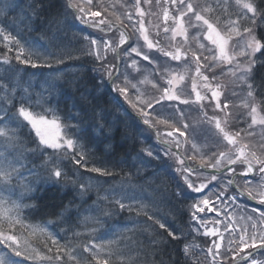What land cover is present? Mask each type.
<instances>
[{
  "label": "snow or ice",
  "instance_id": "obj_1",
  "mask_svg": "<svg viewBox=\"0 0 264 264\" xmlns=\"http://www.w3.org/2000/svg\"><path fill=\"white\" fill-rule=\"evenodd\" d=\"M144 2L148 3V0ZM170 5L175 6L171 14L168 8L163 10L164 33L171 32L173 40L183 36L187 41L191 29L196 34L193 36L198 45L195 50L184 47L182 51L183 46L179 44L167 50L159 40L150 39L149 30L145 28L141 0H135L133 5L138 17L136 21L133 22L131 14L127 16L133 25L132 33L121 32L118 40L114 34L111 41L105 39L104 29L113 25L111 21L98 19L101 12L92 10L97 7L94 0H62L60 7L63 11L56 15L48 14V9L56 7L52 0H47V5L45 0H32L28 10L38 17L37 28L43 29L40 35L46 43L42 47L22 43L6 28H0L4 48L9 52L14 50V56H3L7 67L4 75L0 76V89H9L7 103L10 106L0 107V125H3L0 126V138L14 147L21 145L15 148V155L11 152L8 155L0 153V188L13 191V181H24L26 172L32 180L22 184L25 191L30 192L31 184L37 180L68 189L74 195L64 210L74 207L73 216L77 220L83 214H93L85 216V221L94 219L96 223L103 224L113 217L132 213L135 208L142 207L141 202L148 195L145 185L151 188L154 182L152 176L156 175L154 170L150 172L148 169L155 163L177 173L180 179H177L175 189L167 193L171 206L166 213H161L158 207L164 202V194H161L159 186L152 188L149 200L156 210L148 209L144 215L146 221L157 228V235L162 239L157 241L153 238L151 255H162L170 245L176 246L177 255L173 258L169 253L167 262L152 259L146 264H193L189 255L190 246L180 247L192 234L191 231L177 235L178 232L183 233V226L178 220L184 217H187L184 224L189 225L190 229L200 232L203 227V237L209 238L205 257H211L210 264H264V140L256 145L243 142L254 139L255 127L264 129V114H261L264 113V79L256 81L254 75L258 65L264 66V0H234V3H228V9H235L234 13L229 12V16L234 14L236 19H229L226 24H221L215 15L216 9L207 0L205 4L193 3L192 0H170ZM28 19L31 20L30 14ZM77 23L85 26L81 31L86 35L74 33L73 39L86 41L89 46L87 50L72 49L57 39V33L66 24ZM133 36L138 46H133ZM141 38L143 43L140 42ZM118 46H124L120 48L123 55L117 53L115 61L110 62L101 55V49L111 48L115 51ZM74 51L95 56L98 64L91 69L96 74L92 79L99 78L95 89L103 90L100 91L101 97L106 93L113 94V99L123 108V116L117 112L115 120H108L102 112L97 113L98 105L93 108L91 119L77 104H72L70 108L66 105L63 112L59 107H51L53 101L45 96V92L52 95L57 88L56 81L65 73L46 79L44 84L47 87L39 92L23 78L14 82L21 65L25 66V70L28 67H51L52 61L66 66L68 62L80 60V56H73ZM132 54L142 57V60L134 58ZM180 61L195 67V75L191 77V93L189 98L184 99L175 89L185 77L177 78L171 68L173 62ZM143 62H147L145 67L151 69V94L140 91L147 79L144 67H141ZM218 63L224 65L220 69L221 74L226 68L235 78L228 92H222V86L217 82L214 69ZM72 75L75 76L74 73ZM72 82L79 91L78 82ZM192 93L195 94L194 100L190 98ZM208 99L214 101L213 114L209 116L205 111L203 120L207 126H212L214 143L197 152L195 129L181 122L185 118V107L195 103L203 109L206 106L202 102ZM123 102L130 105L134 118ZM129 119L133 123L140 121V124H136L138 134L135 136L127 132ZM240 124H245L246 128L240 129ZM120 125L124 126L126 137L134 142L151 140L152 136L146 135L151 132H155L159 140L156 146L140 149L131 164L135 168L134 173H123V162L112 164L96 157L97 150L111 153L113 146L108 141L112 138L113 127L120 131ZM145 125L147 128H144ZM161 126L172 130L161 134ZM24 129L30 131L25 134ZM242 132L246 135L242 136ZM96 133L104 138L98 149L92 147L96 142ZM174 134L175 138L172 139ZM24 135L27 136L26 140L17 139ZM140 137L145 140H140ZM182 143H191V150L195 154L188 156L187 148L183 154L174 152L173 145L180 149ZM116 168L120 171H115ZM207 169H212L216 174L209 173L197 185L195 181L201 180ZM122 174L117 187L112 182ZM224 174L228 176L226 183ZM94 190L95 198L92 195ZM101 192L105 194L100 195ZM189 200L193 202L188 203ZM4 203L6 201L0 198V247L7 256L0 257V264L60 262L65 248L59 245V241L49 237L52 245L56 246L55 256L48 254L52 248L47 243L43 246L47 253L30 247V242L21 231L25 227L23 219L19 216L14 219L10 213L4 216ZM249 203H252L251 208L248 207ZM229 205L250 213L243 217L247 225H240L239 231L230 218L231 214L224 211ZM20 207L13 202L17 212ZM209 214H215L214 218L207 219ZM59 215L61 218L56 226L67 223L63 212ZM222 219L225 221L224 232L229 233L227 244L223 246L225 236L217 227ZM210 224L214 226L209 227ZM77 227H80L78 222L62 230L73 232ZM84 248L92 253L98 264H136L135 260H126L118 249H113V241L89 243ZM105 249L109 251L105 252ZM102 253L110 258H101ZM67 254L75 260L70 252ZM194 264H200V261Z\"/></svg>",
  "mask_w": 264,
  "mask_h": 264
},
{
  "label": "trees",
  "instance_id": "obj_2",
  "mask_svg": "<svg viewBox=\"0 0 264 264\" xmlns=\"http://www.w3.org/2000/svg\"><path fill=\"white\" fill-rule=\"evenodd\" d=\"M50 11L56 13L58 9L52 8ZM63 28L64 37H66L69 33L75 31V24H66ZM257 69L262 71V77L264 79V66L258 65ZM45 96L53 101L50 105L51 107H57V101L53 94L48 95V93L45 92ZM123 133V136L126 137L125 131H123ZM123 141V145L113 147L114 149L111 151V154L105 152L102 156L96 155V157L105 160V162L110 161L112 164H121V162H123V172L134 173L135 168L131 167V164L135 161L134 154L137 155V153L131 152L130 144L128 142L126 143L124 139ZM108 142L111 143V140ZM125 144H128L129 148L126 147ZM117 169L119 168H116L115 171ZM122 178L123 175H118L116 181L112 183H115L116 186L119 187V181ZM160 183L161 182L157 183V185ZM42 185L44 186V184ZM52 187V185L43 187L41 188V191L38 190L39 193L33 195L30 204H33V213L35 215L34 219L30 221L31 229L29 230L32 235L30 236L29 233H26V230L21 229V231L24 232L25 237L30 242V247L40 249L47 253V249L43 247L44 244L47 243L48 247L52 248V252L48 254L53 256L57 255L56 246L52 245L49 237H55L59 241V245L65 248V254L61 255L60 262L54 261L53 264H76V261H79V264H98L97 260L93 259L92 253L85 251L84 245L89 243L98 244V242L107 243L108 241H113V249H118L123 254L124 259L135 260L136 264H146L147 261L152 259H156L157 261L163 259L167 262L169 260V253L173 258L176 257L177 251L175 245H170L168 248H165L160 256L151 255L153 238L159 241L162 237L157 235V228L153 226L150 221L143 225H139L138 215L133 212L130 215L126 212L123 216L113 217L103 224H98L94 219H91L92 223H94L93 228L87 232L84 228L80 229L82 224H80L79 221L74 220V216L71 215V213L75 212V208L69 207L67 210H64V206L68 205L69 200L72 199L74 193L66 191L62 193L65 189H58L56 186L55 188ZM163 187L168 189V184L163 185ZM163 194L164 202L160 203L158 207L161 213H166L168 207L171 206L169 203L170 197L167 195V192ZM76 203L78 204L80 201L77 200ZM148 209H152L153 211L156 210L151 203L149 206L144 207L139 216L140 219L146 220L144 212ZM61 212H63V218L67 220V223L56 226L58 220L61 218L59 215ZM126 214L128 215L126 216ZM83 215L92 216L93 214ZM131 218L133 220H131ZM77 222L80 224V227L75 228L73 232L66 233L62 230L67 229L70 224ZM178 222L184 226L181 219L178 220ZM93 229L95 231H93ZM183 231L185 233L186 228L184 229L183 227ZM74 233H78V235H74ZM177 235L182 234L178 232ZM107 251H109V249H105V252ZM69 252L75 257V260L69 258V255L67 254ZM101 258L109 259L110 257L102 253ZM29 263L31 262L29 261ZM200 264L206 263L203 262Z\"/></svg>",
  "mask_w": 264,
  "mask_h": 264
},
{
  "label": "rangeland",
  "instance_id": "obj_3",
  "mask_svg": "<svg viewBox=\"0 0 264 264\" xmlns=\"http://www.w3.org/2000/svg\"><path fill=\"white\" fill-rule=\"evenodd\" d=\"M238 104H239V102H237ZM175 138V134H174V136H173V138L172 139H174ZM257 144V143H256ZM231 211V210H230ZM236 214H237V212H235ZM241 215V214H240ZM243 217H245L244 215L240 218V219H238V220H234L235 222H237V231H239V226L240 225H247V221L245 220V219H243ZM232 218L234 219V216H232ZM224 225V221L221 223V225H219L220 227L221 226H223ZM211 226H214V225H211ZM224 227V226H223ZM225 235V240L222 242V246L223 245H226L227 244V238H228V236H229V233H225L224 234ZM222 250H223V248H222Z\"/></svg>",
  "mask_w": 264,
  "mask_h": 264
}]
</instances>
